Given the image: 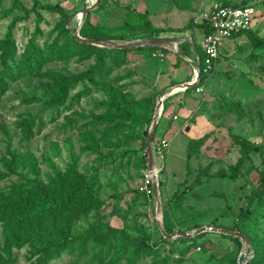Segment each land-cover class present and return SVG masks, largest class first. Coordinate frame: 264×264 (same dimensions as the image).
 <instances>
[{
	"label": "rangeland",
	"instance_id": "374dc122",
	"mask_svg": "<svg viewBox=\"0 0 264 264\" xmlns=\"http://www.w3.org/2000/svg\"><path fill=\"white\" fill-rule=\"evenodd\" d=\"M94 1L0 0V203L22 204L58 180L75 185L77 174L94 198L82 194L22 228L0 219V257L10 264H264V193L252 215L237 217L264 167V47L253 48L245 34L220 40L202 95L189 87L164 96L151 143L169 141L162 163L152 151L160 168L159 212L153 193L139 190L157 97L189 78L191 64L180 55L195 56L188 38L202 54L196 22L215 4L242 0H98L80 19ZM246 3L256 12L251 29L264 37V0ZM54 4L67 18L45 8ZM140 13L133 32L121 34L127 18ZM187 22V30L172 31ZM9 32L13 50L4 44ZM75 33L117 43L153 37L179 43L120 49L73 43ZM31 44L44 56L26 70ZM55 44L66 45L67 56L47 53ZM188 113L204 115L209 130L189 145L187 161L197 131H174ZM255 145L258 151L249 150ZM245 150L251 161L235 178L221 177ZM203 226H236L249 243L208 229L191 237L162 233Z\"/></svg>",
	"mask_w": 264,
	"mask_h": 264
},
{
	"label": "trees",
	"instance_id": "16d2710c",
	"mask_svg": "<svg viewBox=\"0 0 264 264\" xmlns=\"http://www.w3.org/2000/svg\"><path fill=\"white\" fill-rule=\"evenodd\" d=\"M247 0H242V2H223L222 4H233L235 6H243V5H250L246 3ZM45 8L52 11H57L63 16L67 18V14L62 6L59 4L54 5H46ZM140 17H144L142 13H140L137 16H130L126 20V24L128 25L127 28H124L121 30V34H127L128 32H133L135 27H137L140 24ZM146 24H149L148 21L145 20ZM199 29L202 32H207V27L204 22H196ZM191 25V22L185 23L180 30L175 29L172 31H185L187 30ZM245 34L248 40L250 41V44L253 48H262L264 47V37L257 35L251 28L247 30H242L237 33L232 34L231 36H239ZM82 36L88 37L87 35L81 34ZM230 36V37H231ZM71 42L76 43L75 36L70 39ZM194 42V40H193ZM82 43V42H81ZM4 44L7 46L8 49L14 48L13 41L10 35V32L8 33L7 37L4 39ZM83 45H91L87 43H82ZM52 46L47 53H54L55 55L59 57L67 56V48L66 45H59ZM29 55L25 57L22 68L26 70H30L33 67L40 64V62L43 59L44 53L41 54L39 49L34 45L31 44V47L29 48ZM200 53V52H199ZM208 76L201 75L200 82L198 85H202L205 83ZM188 80H191L189 78ZM195 87H193L194 89ZM189 88H186L184 92H186ZM145 134L147 132L145 131ZM202 137L198 138H190L188 140V150H187V161L189 160L190 156L192 155V151L189 149L190 144H195L197 142H200ZM260 149V145H255L249 150L258 151ZM249 150H245L242 152L241 156L238 158L235 164L230 165V171L231 172H222L219 173L221 177H230L235 178L239 174V170L244 166L245 161H251V157L249 156ZM252 168L250 166L246 167V172L251 173ZM9 172L13 173L14 170L10 169ZM74 174V173H73ZM258 178L251 189V191L246 194L247 199V207L245 209H240L238 213V218L243 219L247 218L250 215L253 214L254 209L251 208L253 205L254 207H258L260 205V202L262 200V196L264 193V167L259 169L257 171ZM75 175V174H74ZM3 174L0 173V177H2ZM76 183L75 185H72L71 183H66L63 180H58L57 184L51 186L49 189H39L37 193L33 196L32 199H29L25 201L22 204L18 205H12L7 203H0V219H3L5 223L13 225L15 228H22L27 226L31 220L37 219L43 215H47L49 213L59 212L61 211L67 204L71 203L75 199H77L80 195H89L91 199H94L92 195V186L89 183H86L84 180L83 175L77 174L75 175ZM198 178L197 176L194 178V181H196ZM140 193H143L140 191ZM85 195V198H88ZM89 203H91L89 201ZM100 202H96V204H99ZM92 204V203H91ZM234 229V228H233ZM236 229V226H235ZM110 230L113 232L112 235L119 234L123 235L124 230L122 228H110ZM139 245H141L143 248H147L148 246L144 243L142 238H138ZM0 263L1 264H10L6 260H4L2 257H0Z\"/></svg>",
	"mask_w": 264,
	"mask_h": 264
},
{
	"label": "built area",
	"instance_id": "2783aa9c",
	"mask_svg": "<svg viewBox=\"0 0 264 264\" xmlns=\"http://www.w3.org/2000/svg\"><path fill=\"white\" fill-rule=\"evenodd\" d=\"M256 15L255 9L252 5L235 6L233 4H215L210 10L203 12L200 15V22H204L207 27V32H202L200 39V45L202 48V54L195 48L192 41L194 58L186 56V60L192 66V78L199 73V80L194 86L196 93H202L203 84L198 85L201 75L209 76L214 68L215 62L219 57V44L220 40L225 37H230L232 34L242 30L251 28L252 22ZM194 64H197V70L194 68ZM186 82H191L190 80ZM180 91L184 92L186 88L180 87ZM175 118V116H174ZM169 145V141L165 137H161L153 143L152 151L153 155L159 159V163L163 162L165 151ZM160 168L153 162V169L148 170L146 168V175L143 183L139 186V190L149 195L153 193L152 183L153 177L156 176Z\"/></svg>",
	"mask_w": 264,
	"mask_h": 264
},
{
	"label": "water",
	"instance_id": "95a60500",
	"mask_svg": "<svg viewBox=\"0 0 264 264\" xmlns=\"http://www.w3.org/2000/svg\"><path fill=\"white\" fill-rule=\"evenodd\" d=\"M98 0H95L91 5L86 6L85 8H83L81 10V16L86 14L88 11H90L91 9L95 8L97 5ZM75 39L76 41L82 42V43H87V44H95V45H101V46H110V47H114V48H120V49H124V48H134V47H139V46H161V47H171L173 45L174 41H178V38H171V37H153V38H149L146 40H140V41H134V42H126V43H117L113 40H97L94 38H89V37H82L80 36L78 33H75ZM189 41V45H192V41L188 38ZM193 48V46H192ZM180 55L184 58H186L185 55L181 54ZM194 68L197 70L198 66L197 64L193 65ZM199 80V73L197 71L196 75L194 76L193 79H191V82H184L182 84H180L179 86L183 87V88H189V87H194L197 82ZM169 91V90H168ZM168 91H165L161 94L158 95L157 97V104H156V108H155V112L153 115V120L151 123V127L148 130L147 136H146V156H147V160H146V164H147V169L148 170H152L153 169V156H152V148H151V143L153 141V136H154V132H155V128H156V123H157V118L159 115V107L161 106L162 108V96H165L166 93H168ZM152 189H153V196L156 202V212H159L160 209V199H159V193H158V186L156 183V176L153 177V183H152ZM206 229L208 230H212V231H216V232H222L225 234H229L232 235L234 237H237L238 239H240L242 242H246L247 244L249 243V238L242 232L238 231V230H231V229H225V228H209V227H200L196 230H194L193 232L189 233L187 231H174L170 234H168L167 232H165L164 230H162V233L164 236L168 237V238H172L174 236H187V237H191L193 235H196L200 232L205 231ZM242 250H243V246H242ZM237 264H242V261L240 259L237 260Z\"/></svg>",
	"mask_w": 264,
	"mask_h": 264
},
{
	"label": "crops",
	"instance_id": "0c3cea01",
	"mask_svg": "<svg viewBox=\"0 0 264 264\" xmlns=\"http://www.w3.org/2000/svg\"><path fill=\"white\" fill-rule=\"evenodd\" d=\"M200 31V36L198 37V40L201 39V36H202V31L199 29ZM191 41H193L192 38H189ZM175 44V43H173ZM188 45H189V42H188ZM173 46V45H172ZM190 46V45H189ZM220 54V52H219ZM183 55L185 56H189V54L187 53H184ZM184 59V61H187L186 58L182 57ZM188 62V61H187ZM189 63V62H188ZM190 68H191V73H190V76L189 78H192V66L189 65ZM185 79L184 82L188 81V79ZM178 91H180V88L178 89ZM194 92V91H193ZM184 93V92H182ZM199 95H202V93H198ZM200 108V104H199V107L198 109ZM197 112V111H196ZM175 116V118H174ZM172 121L173 120H177L179 118V112L177 110L176 113H173L172 114ZM195 120L194 122H192V120ZM182 129H185L186 132H189L191 131V129L197 131V135H193V137L191 136L190 138H198L200 137L201 135H203L204 133H206L208 130H209V124H208V121L205 119L204 115H197L196 117L193 115V113H188L185 118L183 119L182 123L179 124L176 128H175V131H174V134H177L178 131H181ZM166 138V137H165ZM189 138V139H190Z\"/></svg>",
	"mask_w": 264,
	"mask_h": 264
},
{
	"label": "bare ground",
	"instance_id": "6f19581e",
	"mask_svg": "<svg viewBox=\"0 0 264 264\" xmlns=\"http://www.w3.org/2000/svg\"><path fill=\"white\" fill-rule=\"evenodd\" d=\"M82 18V16H81V13H80V19ZM188 42V41H187ZM173 43H179V40L178 41H174ZM181 86H175V87H172L169 91H168V93H166V95L167 94H169L171 91H173L174 93H176V92H178V89L180 88ZM181 90V89H180ZM171 94V93H170ZM165 95V96H166ZM164 98V96H162L161 97V99H163ZM160 108H161V106L159 107V109H158V111L160 110Z\"/></svg>",
	"mask_w": 264,
	"mask_h": 264
}]
</instances>
